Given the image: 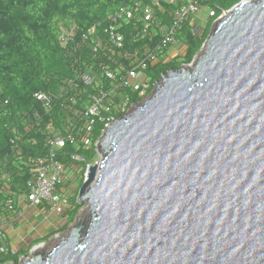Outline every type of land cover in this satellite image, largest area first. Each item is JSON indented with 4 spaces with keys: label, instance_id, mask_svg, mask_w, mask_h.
Instances as JSON below:
<instances>
[{
    "label": "water",
    "instance_id": "1",
    "mask_svg": "<svg viewBox=\"0 0 264 264\" xmlns=\"http://www.w3.org/2000/svg\"><path fill=\"white\" fill-rule=\"evenodd\" d=\"M228 11L105 129L87 214L18 264H264V0Z\"/></svg>",
    "mask_w": 264,
    "mask_h": 264
},
{
    "label": "trees",
    "instance_id": "2",
    "mask_svg": "<svg viewBox=\"0 0 264 264\" xmlns=\"http://www.w3.org/2000/svg\"><path fill=\"white\" fill-rule=\"evenodd\" d=\"M135 1L137 0H0V221L7 218L6 215L18 214L17 211L20 210L16 200L29 192L28 182L37 159L49 153L50 133L46 128L47 123L52 121L55 127H62L59 114L55 117L47 114L46 106L35 94L58 91L66 79L73 77L76 70L86 71L85 64L91 62L90 45L94 36L83 43L82 32L96 25V34L102 36L103 24L108 22L109 16L122 7L133 5ZM142 1L145 2L139 0ZM199 1L208 10L213 9L217 17L223 10H229L241 0ZM166 5L168 10H173L181 4ZM161 12L158 8L155 10L156 23L162 19ZM215 17L212 16L206 22V27L199 34L192 30L194 23L191 16L185 21L182 28L176 31L177 38L185 45L184 53L168 62L161 58L158 62L149 63L146 78L152 86L170 69H178L182 64L193 60L207 39ZM167 20L170 22L172 18L168 17ZM71 22L77 24L78 35L71 45L64 47L60 42L61 28ZM123 31L126 44L134 42L133 45L139 46V49L145 46L154 48L158 41L157 37L150 34L131 37L126 29ZM103 50L101 48L98 53L102 54ZM94 62L95 68L98 67L99 59ZM119 62L128 64L124 57H119ZM102 82L104 80L101 79ZM92 89L95 90L94 87ZM127 92L131 102L141 100L138 92ZM102 128V123L96 124L94 139L99 137ZM74 150L86 160H95L94 146L87 149L67 146L56 159L68 164L71 157L65 151ZM77 163L82 165L81 162ZM75 179H78V186H81L83 178L76 176ZM75 192L63 214L67 221L59 228L61 231L67 230L82 207L77 201L78 189ZM10 200L14 201L12 207ZM0 244H6L9 249L6 253L0 252V264H17L22 255L29 253V250L12 253L8 242L1 238Z\"/></svg>",
    "mask_w": 264,
    "mask_h": 264
},
{
    "label": "built area",
    "instance_id": "3",
    "mask_svg": "<svg viewBox=\"0 0 264 264\" xmlns=\"http://www.w3.org/2000/svg\"><path fill=\"white\" fill-rule=\"evenodd\" d=\"M143 2V1H142ZM135 1L133 5L122 7L110 15L108 22L103 24V34H96V25L82 32L81 41L87 43L91 36V62L86 63L87 70L74 73L64 81L58 91L39 92L35 96L46 106V113L54 117L59 114L62 127H55L54 122L47 123L49 135V153L39 157L33 174L28 182L29 192L19 198H26L29 202L43 204L45 209L56 215H63L69 207V200L78 189L76 176L88 177L91 163L99 164L102 153L98 143L105 129L117 118L130 112L133 107L148 98L156 84L152 86L146 78L149 63L158 62L164 58L166 62L184 53V43L176 36V31L182 28L191 16L192 30L199 34L206 27V22L215 11L200 3L199 0H145ZM167 4L180 3L178 8L168 10ZM160 9L162 19L156 23L155 10ZM228 10L215 17L214 22ZM168 17L172 20L169 22ZM131 37L150 34L157 37L155 47L126 44L125 32ZM60 42L62 46L71 45L78 35L76 23H70L61 28ZM211 31V30H210ZM137 32V35H136ZM140 34V35H139ZM95 41V42H94ZM94 42V43H93ZM103 48L102 54L98 51ZM123 49H126L123 51ZM201 51V49H200ZM199 53V52H198ZM197 53V54H198ZM196 54V55H197ZM196 55L194 58H196ZM119 57L127 59L128 64L120 63ZM193 58V59H194ZM99 59L95 68L94 61ZM107 61V63H106ZM101 79L104 82L101 83ZM95 88V90L92 89ZM151 90L149 91V89ZM127 90L138 92L141 100L131 102ZM102 123L103 128L98 138L94 139L96 124ZM67 146L75 149L95 147V160L89 161L74 151H65L71 161L65 163L57 160L58 154ZM64 152V153H65ZM98 155V159H96ZM81 162L82 165H78ZM72 172V173H71ZM84 181V179H83ZM78 194V193H77ZM10 200V207L13 206ZM16 212V211H15ZM19 214L20 211H17ZM0 238L6 241V234L0 224ZM9 246V245H8ZM11 252H16L11 248ZM6 244H0V252H8Z\"/></svg>",
    "mask_w": 264,
    "mask_h": 264
},
{
    "label": "crops",
    "instance_id": "4",
    "mask_svg": "<svg viewBox=\"0 0 264 264\" xmlns=\"http://www.w3.org/2000/svg\"><path fill=\"white\" fill-rule=\"evenodd\" d=\"M20 213L9 215L0 224L4 228L6 241L16 251L31 250L38 241L43 240L55 228L53 217L57 215L45 209L43 204L29 202L26 198L16 200ZM59 216V215H58ZM62 218L64 224L66 217Z\"/></svg>",
    "mask_w": 264,
    "mask_h": 264
},
{
    "label": "rangeland",
    "instance_id": "5",
    "mask_svg": "<svg viewBox=\"0 0 264 264\" xmlns=\"http://www.w3.org/2000/svg\"><path fill=\"white\" fill-rule=\"evenodd\" d=\"M96 159H98V155H96ZM99 160V159H98ZM83 179H84V181L85 180H87L88 179V177L87 178H85V176L83 175ZM80 188V186H78V189ZM87 212H88V210L85 208V206L83 205L80 209H79V211H78V213H77V215H76V217H81V216H83V215H86L87 214ZM75 217V218H76ZM62 218L60 217V216H56V217H53L52 218V220H54L55 221V228H53L50 232H49V234L44 238V240H42L41 242H44V246L42 247V250H46V251H48L50 248H52L55 244H56V242L58 241V239L60 238V237H62L63 235H65L66 233H67V231H68V228H67V230H65V231H61L59 228L63 225V224H61L60 222V220H61ZM67 221V217H66V220H64V222L63 223H65ZM71 224V223H70ZM69 224V225H70ZM49 245V246H48ZM27 256V255H26ZM30 256V255H29ZM18 264V263H17Z\"/></svg>",
    "mask_w": 264,
    "mask_h": 264
},
{
    "label": "bare ground",
    "instance_id": "6",
    "mask_svg": "<svg viewBox=\"0 0 264 264\" xmlns=\"http://www.w3.org/2000/svg\"><path fill=\"white\" fill-rule=\"evenodd\" d=\"M41 245H43V243H42ZM41 245H38V247H37L39 250H40V248H42V247H43V246H42V247H40Z\"/></svg>",
    "mask_w": 264,
    "mask_h": 264
},
{
    "label": "clouds",
    "instance_id": "7",
    "mask_svg": "<svg viewBox=\"0 0 264 264\" xmlns=\"http://www.w3.org/2000/svg\"><path fill=\"white\" fill-rule=\"evenodd\" d=\"M71 23H74V22H71ZM29 253H30V251H29ZM29 253H28V254H29Z\"/></svg>",
    "mask_w": 264,
    "mask_h": 264
}]
</instances>
